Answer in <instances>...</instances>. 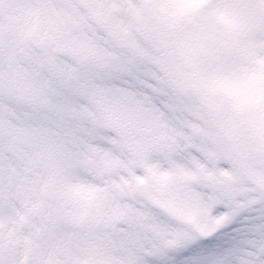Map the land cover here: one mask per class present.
I'll return each instance as SVG.
<instances>
[{
	"label": "snow or ice",
	"instance_id": "6c2138e0",
	"mask_svg": "<svg viewBox=\"0 0 264 264\" xmlns=\"http://www.w3.org/2000/svg\"><path fill=\"white\" fill-rule=\"evenodd\" d=\"M0 264H264V0H0Z\"/></svg>",
	"mask_w": 264,
	"mask_h": 264
},
{
	"label": "rangeland",
	"instance_id": "374dc122",
	"mask_svg": "<svg viewBox=\"0 0 264 264\" xmlns=\"http://www.w3.org/2000/svg\"><path fill=\"white\" fill-rule=\"evenodd\" d=\"M10 14H11V10H9L8 13H4V12L0 11V15H10Z\"/></svg>",
	"mask_w": 264,
	"mask_h": 264
}]
</instances>
